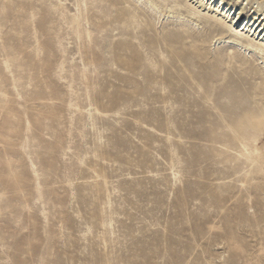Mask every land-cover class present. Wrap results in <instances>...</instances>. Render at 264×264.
<instances>
[{"label":"rangeland","instance_id":"rangeland-1","mask_svg":"<svg viewBox=\"0 0 264 264\" xmlns=\"http://www.w3.org/2000/svg\"><path fill=\"white\" fill-rule=\"evenodd\" d=\"M111 1L0 0V264H264V172L213 105L264 106V68Z\"/></svg>","mask_w":264,"mask_h":264},{"label":"bare ground","instance_id":"bare-ground-1","mask_svg":"<svg viewBox=\"0 0 264 264\" xmlns=\"http://www.w3.org/2000/svg\"><path fill=\"white\" fill-rule=\"evenodd\" d=\"M234 1L233 3L226 0H133V3L135 8L145 9L154 14V23H158L162 17L166 20L182 22V25L189 29L198 28L204 23L206 28L214 34L213 44L225 46L229 61H235L234 51H237L247 54L264 68V0ZM107 2L111 7L115 6L113 1L107 0ZM116 13L115 21L126 22L128 12L125 9L117 10ZM243 15H246L245 19H242ZM154 23L152 22V27ZM156 36L160 37L158 34ZM181 36L179 32L167 33L165 37L169 39L164 43L171 46L177 43V39L180 40ZM165 37L160 39H166ZM157 41L155 36L148 35L146 38L148 45ZM124 47L129 52L127 57L131 60L132 46L126 44ZM184 58L185 55L182 54L181 59L184 60ZM183 62L185 63V60ZM182 68L190 73L187 67ZM196 76L197 81L193 76L190 77L191 81L196 82L195 84L207 94L206 99L210 102L215 88L213 83L216 79L209 71ZM221 98L234 105L243 103V98L218 96L217 104L213 103L214 109L220 117H227L226 128L230 131L228 141L232 142L236 149L239 148L238 156L241 157V164H245L250 173L264 172V106H258L254 113L242 118L240 111L232 110V106H218ZM235 114L238 118L232 121L230 118ZM206 137V140L216 143L217 138L213 133H208ZM239 182L244 184L246 181L242 178ZM243 189L246 190V187ZM250 193L248 192L249 195Z\"/></svg>","mask_w":264,"mask_h":264}]
</instances>
